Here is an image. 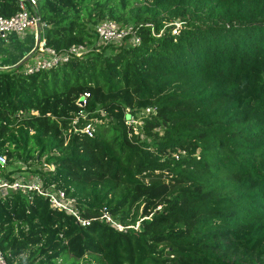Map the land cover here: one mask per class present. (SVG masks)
I'll list each match as a JSON object with an SVG mask.
<instances>
[{"label": "trees", "instance_id": "1", "mask_svg": "<svg viewBox=\"0 0 264 264\" xmlns=\"http://www.w3.org/2000/svg\"><path fill=\"white\" fill-rule=\"evenodd\" d=\"M18 11L0 0V16ZM37 12L56 52L93 45L103 19L140 41L0 67V178L38 176L90 221L36 193L0 197L8 264H264V0H37Z\"/></svg>", "mask_w": 264, "mask_h": 264}, {"label": "built area", "instance_id": "2", "mask_svg": "<svg viewBox=\"0 0 264 264\" xmlns=\"http://www.w3.org/2000/svg\"><path fill=\"white\" fill-rule=\"evenodd\" d=\"M47 27L44 22H41L37 12V0H19V11L10 17L0 16V38L4 39L9 34L14 33L20 37H23L27 31H33L39 35ZM180 22H174V28L172 33L176 34ZM96 40L93 45L88 44H77L69 47L61 52H56L53 48L46 46L44 38L42 37L38 43V46L33 50V54L40 52L38 57L32 59L25 68V72H33L39 69H48L59 64L66 63L72 57H81L92 53L99 49L103 45L107 44H118L126 37H129V42L137 44L139 43L138 36L135 35L132 25L122 26L117 22L109 19H103L95 25ZM88 94L84 93L82 105L84 106ZM78 102V101H77ZM151 109L148 107L145 109V113H149ZM80 117L85 118L84 113L79 114ZM131 120L130 122H128ZM77 119L73 121L76 123ZM127 123L142 124L133 120L129 115L127 117ZM82 131L88 136H92L93 128L90 124H87ZM0 164H6L5 155H0ZM52 169L53 166H48ZM26 191L30 193H36L47 199L50 207L64 211L76 217L77 221L81 225L89 224L88 219H82L79 216L78 210L75 206V199L68 197L62 189L56 188L54 185L44 186L42 180L38 176L32 177H16L13 180L6 178H0V197L4 198L10 192ZM106 222L110 223L111 226L121 229L122 227L117 224L111 216L105 212L101 216ZM0 264H8L6 257L0 251Z\"/></svg>", "mask_w": 264, "mask_h": 264}, {"label": "crops", "instance_id": "3", "mask_svg": "<svg viewBox=\"0 0 264 264\" xmlns=\"http://www.w3.org/2000/svg\"><path fill=\"white\" fill-rule=\"evenodd\" d=\"M38 35L30 30L23 37L11 33L4 39L0 38V67L17 66L24 58H27L25 61L27 65L29 63L27 60L31 58L33 50L38 46ZM40 36L42 38V34Z\"/></svg>", "mask_w": 264, "mask_h": 264}, {"label": "rangeland", "instance_id": "4", "mask_svg": "<svg viewBox=\"0 0 264 264\" xmlns=\"http://www.w3.org/2000/svg\"><path fill=\"white\" fill-rule=\"evenodd\" d=\"M140 1H143V0H138V2H140ZM40 54H41L40 52H37V53L33 54V56H32L31 58H29L27 61H28V62H31L32 59H34L35 57H38ZM135 120H136L138 123L141 122L140 118L135 119ZM130 121H131V120H129L128 122H130ZM17 165H18V164H17ZM17 165H15L14 167H16ZM14 167H12V168H14ZM22 167L24 168L23 165H22ZM8 168H11V167H8ZM33 169H34V166H31L30 172H32Z\"/></svg>", "mask_w": 264, "mask_h": 264}, {"label": "water", "instance_id": "5", "mask_svg": "<svg viewBox=\"0 0 264 264\" xmlns=\"http://www.w3.org/2000/svg\"><path fill=\"white\" fill-rule=\"evenodd\" d=\"M40 39H41V36L38 35V36H37V44L39 43ZM26 59H27V58H24L23 60H21V61L17 64V66L21 65L22 63H24V62L26 61ZM77 103L80 104V105H82V103H83V97H80V98L78 99V102H77Z\"/></svg>", "mask_w": 264, "mask_h": 264}]
</instances>
